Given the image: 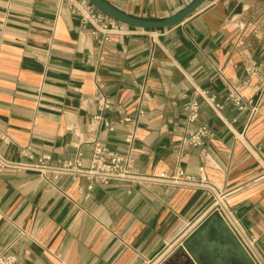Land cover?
I'll use <instances>...</instances> for the list:
<instances>
[{"label":"crops","instance_id":"0c3cea01","mask_svg":"<svg viewBox=\"0 0 264 264\" xmlns=\"http://www.w3.org/2000/svg\"><path fill=\"white\" fill-rule=\"evenodd\" d=\"M110 1L156 18L190 0ZM263 57L264 0H206L176 25L127 24L109 41L82 30L65 0H0V154L88 166L99 140L123 154L131 149L138 172L168 177L89 187L73 174L0 168V250L26 264H182L180 243L211 216L202 217L211 196L171 177L178 168L198 177L202 168L230 191L235 217L256 238L248 251L264 264V76L246 71ZM232 86L253 110L227 99ZM99 91L131 121L112 110L96 118ZM212 95L220 113L205 101ZM191 98L200 115L187 123ZM201 125L209 129L203 144L185 146Z\"/></svg>","mask_w":264,"mask_h":264},{"label":"built area","instance_id":"2783aa9c","mask_svg":"<svg viewBox=\"0 0 264 264\" xmlns=\"http://www.w3.org/2000/svg\"><path fill=\"white\" fill-rule=\"evenodd\" d=\"M65 1L71 12L79 16L82 30H93L96 34L101 35L102 41H109L112 35L125 33L127 31L126 23L109 17L96 8L90 0ZM246 71L251 75L264 76V57L259 64L248 66ZM141 93L144 97L147 95L146 85L142 87ZM227 99L239 109H246L249 107H251L252 110L254 109V107L251 106L252 100H244L237 86H232L230 88ZM205 101L217 113L221 112L223 105L216 100L215 96H206ZM96 104L100 111V114L97 115L96 118H101L103 112L112 110L120 116V121H131V117L127 114L125 109L103 92H97ZM183 110L186 122L193 123L200 115V103L197 99L191 98L184 103ZM110 129H113V127L110 126ZM208 134V126L201 125L198 128L189 131L183 138L182 142L187 147L200 146L203 144L204 138ZM132 140L133 134H130L129 141ZM93 143L94 148L88 166H83L80 158L64 160L59 164H51L49 162V155H44L37 161L33 162H16L10 161L0 154V168L14 166L18 169H35L41 172L49 171L55 178L60 174H73L76 177L80 176L85 178L89 183V187H92L93 183L108 184L113 180H158L160 178H168L164 174L157 177H150L138 172L135 169V155L131 149L123 154L110 148L99 140H94ZM171 179L172 183L175 185L192 186L194 188L202 189L209 194L211 196V202L203 211L202 217L208 214H216L220 216L229 225L247 251L253 249L256 238L248 237L238 219L235 217V214L227 201V196L230 191H226L211 184L205 173L202 171V168H200V174L198 177L187 174L183 168H178ZM260 179H264V162L262 163ZM180 244L183 247L184 241ZM0 264L26 263L20 259L15 252L5 248L0 250Z\"/></svg>","mask_w":264,"mask_h":264},{"label":"water","instance_id":"95a60500","mask_svg":"<svg viewBox=\"0 0 264 264\" xmlns=\"http://www.w3.org/2000/svg\"><path fill=\"white\" fill-rule=\"evenodd\" d=\"M100 11L128 25L161 28L176 25L197 10L206 0H190L173 13L145 18L124 11L110 0H90ZM187 260L182 264H256L229 225L211 215L183 244ZM189 259V260H188Z\"/></svg>","mask_w":264,"mask_h":264}]
</instances>
